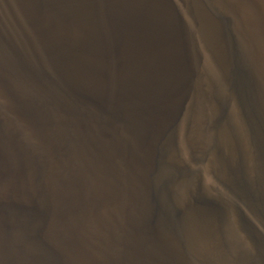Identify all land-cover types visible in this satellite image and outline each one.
I'll return each instance as SVG.
<instances>
[{"label":"water","instance_id":"95a60500","mask_svg":"<svg viewBox=\"0 0 264 264\" xmlns=\"http://www.w3.org/2000/svg\"><path fill=\"white\" fill-rule=\"evenodd\" d=\"M0 264H264V0H0Z\"/></svg>","mask_w":264,"mask_h":264}]
</instances>
